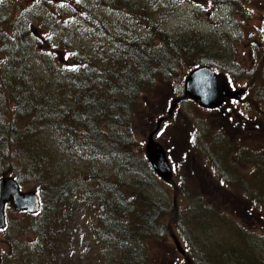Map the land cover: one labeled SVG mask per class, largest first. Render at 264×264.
Listing matches in <instances>:
<instances>
[{"label":"rangeland","instance_id":"obj_1","mask_svg":"<svg viewBox=\"0 0 264 264\" xmlns=\"http://www.w3.org/2000/svg\"><path fill=\"white\" fill-rule=\"evenodd\" d=\"M125 1H138L142 8L136 13L128 3L117 8L119 4L106 0H0V26H9L11 36L19 37V18L26 12L28 35L36 34L35 53L27 56V62L37 73V83L45 77L52 85L63 80L61 73L80 65L76 58L79 52L86 50L102 60L114 39L124 46L147 43L150 47L153 40L158 45L167 33L172 37H204L209 63L203 65L227 73L239 87L258 86L254 100L262 102L264 118V0L249 3L245 9L219 0ZM6 62L0 51V69L5 72ZM186 63L179 82L176 74L170 81L154 76L149 84L141 83L140 93L134 92L138 101L132 136L128 135L133 142V162L123 165L99 159L85 163L68 151L58 155L55 172L68 177L70 189L65 195H69L70 214L55 222V237L60 243L56 246L59 262L55 264H264V157L257 171L252 160L246 167L243 158H232L235 166L229 170L225 158H220L224 154L218 153L219 157L213 148H207L209 139L212 143L214 139L210 116L204 109L187 98L168 113L183 94L187 74L199 65L190 60ZM3 84L0 80V87ZM178 85L182 89L177 94ZM161 118L175 119L162 122L161 132L154 135L169 149L175 167L173 184L154 174L145 155L148 137ZM198 124L200 138L194 137ZM98 178L119 184V192L133 206L127 224L138 209H145L142 214L148 216L145 228L149 231L142 242L134 239L135 247L102 243L99 238L102 215L97 202L101 196L88 202L84 195ZM233 178L235 182L226 180ZM21 188L38 193L32 185ZM40 212H18L13 206L6 209L7 226L0 230L4 264L12 260L9 256L15 246L11 244L34 237L27 239L26 214L36 220L41 219ZM173 235L185 254L177 249ZM63 237L62 244L59 240ZM24 254L34 264H43L34 250L26 249ZM48 258L52 261V253Z\"/></svg>","mask_w":264,"mask_h":264},{"label":"trees","instance_id":"obj_2","mask_svg":"<svg viewBox=\"0 0 264 264\" xmlns=\"http://www.w3.org/2000/svg\"><path fill=\"white\" fill-rule=\"evenodd\" d=\"M106 1L119 4L117 8L128 3L136 13L142 8L138 1ZM256 1L259 0H219L230 2L238 9H245L247 4ZM25 16L23 12L19 18V37L11 36L9 26H0V51L7 60V71L0 69V80L4 83L0 87V178L13 176L20 185L36 188L42 200V216L33 220L34 215L26 214L27 239L34 237L10 245L15 247L9 264H34V260L26 258V249L38 253L43 264H55L59 262L55 222L60 216L70 214L69 195H65L70 189L68 177L55 172L58 155L68 151L85 163L99 162V159L123 165L133 162L130 147L133 142L128 135L132 136L138 101L134 92L140 93L141 83L149 84L154 76L170 81L176 74L178 81L189 60L208 64V40L201 36L172 37L167 33L159 38L158 45L153 40L148 47L147 43L124 46L114 39L102 60L86 50L79 52L76 58L80 65L61 73L63 80H56L52 85L45 77L37 83V73L27 62V56L35 53L36 34L28 35ZM181 87L177 86V94ZM53 128H56L55 136ZM116 185L119 184L98 178L86 188L84 195L88 202L101 196L97 206L99 216L102 215L99 218L102 243L134 246V239L140 238L142 242L149 231L145 228L148 216L142 214L144 208L138 209L130 225L127 224L125 220L133 213V206ZM59 242L63 244L64 237ZM51 253L52 261L48 258ZM0 264H4L1 259Z\"/></svg>","mask_w":264,"mask_h":264},{"label":"water","instance_id":"obj_3","mask_svg":"<svg viewBox=\"0 0 264 264\" xmlns=\"http://www.w3.org/2000/svg\"><path fill=\"white\" fill-rule=\"evenodd\" d=\"M264 34V27H263ZM243 90L231 91L227 77L217 73L210 66L200 65L193 68L184 82V98H190L200 107L213 109L222 105L225 98L238 97ZM180 100H177L168 113L171 114ZM164 118L158 120L157 128L151 132L145 145V154L153 172L166 183L173 181L174 173L168 153L163 144L155 140L154 135L160 129ZM41 198L35 191H23L17 179L13 176L0 178V230L6 228V208L13 206L18 212L38 214L41 210ZM174 242L181 254L185 249L177 236L173 235Z\"/></svg>","mask_w":264,"mask_h":264},{"label":"flooded vegetation","instance_id":"obj_4","mask_svg":"<svg viewBox=\"0 0 264 264\" xmlns=\"http://www.w3.org/2000/svg\"><path fill=\"white\" fill-rule=\"evenodd\" d=\"M225 74L228 77L231 91L243 90V92L237 94L238 97L225 98L222 105L217 108L204 109L210 116L211 138L214 139L213 143L209 139L210 143L207 144V148H213L215 150L213 152L217 155L222 152L224 157L218 156L225 158L229 170L230 166H235L232 158H243L247 161L246 167L248 161L252 160L253 170L257 171L262 168L260 160L264 157V141L263 133H261L264 132L262 102L254 100V92L258 86L239 87L230 75ZM168 120L174 121L175 119H166L165 122ZM195 133H198L197 138L201 137L200 124L197 125ZM226 180L235 182V178Z\"/></svg>","mask_w":264,"mask_h":264}]
</instances>
